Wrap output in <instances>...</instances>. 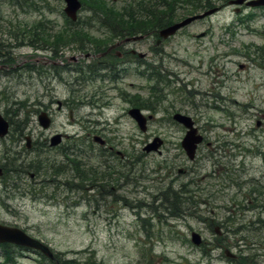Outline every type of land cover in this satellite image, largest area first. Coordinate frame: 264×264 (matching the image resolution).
Here are the masks:
<instances>
[{"label":"rangeland","instance_id":"obj_1","mask_svg":"<svg viewBox=\"0 0 264 264\" xmlns=\"http://www.w3.org/2000/svg\"><path fill=\"white\" fill-rule=\"evenodd\" d=\"M80 1L71 23L63 0H0V114L15 122L0 137V153L4 145L20 149L22 122L24 136L38 145L53 132L77 145L73 169L62 160L59 174H51L57 185L40 190L13 166L10 197L0 183V223L25 230L67 264H264V6L214 0L216 11L160 44L154 33L131 42L145 54L138 66L125 60L82 83L89 60L114 59L91 57L101 51L94 41L115 37ZM106 1L137 8L140 0ZM68 27L82 37L63 38L53 52L49 43ZM72 57L86 65L64 67ZM149 70L163 80L148 79ZM134 94L149 106H142L144 115H153L145 130L127 113ZM58 100L67 106L58 109ZM45 108L52 119L46 129L37 120ZM175 112L191 116L204 137L192 161L180 145L185 128L172 119ZM155 136L161 154L143 150ZM51 150L42 155L56 154ZM193 231L200 245L191 241ZM12 246L9 264L55 263ZM6 247L0 264H8Z\"/></svg>","mask_w":264,"mask_h":264},{"label":"flooded vegetation","instance_id":"obj_2","mask_svg":"<svg viewBox=\"0 0 264 264\" xmlns=\"http://www.w3.org/2000/svg\"><path fill=\"white\" fill-rule=\"evenodd\" d=\"M129 38L130 36L115 37L111 39L104 38L102 40H95L94 44L104 45V43L109 40L113 41V43L106 47L103 45L96 46V49L97 48L99 50L101 49V51L98 52L99 55L95 54V56L91 55V57L94 58V57H103V56L109 57L110 56L111 58V56H114L115 58L119 59L120 62H118V60H115L113 58H111L110 60L109 59H104V60H100V59L93 60L92 59L88 61L87 66H90L96 69H103V70H106L107 72L113 70L114 68L119 67L120 65L124 63L125 60L129 64L133 62L137 66V64L139 63L137 61V58H140L138 56V51H140L138 50L139 46L136 47L135 45H130V43L139 42L141 39L131 40ZM69 60L70 62H66V64H64V67L70 68V69H77V68H80L86 65L85 62H80L76 57L75 58L72 57ZM131 97L132 96H129V99L127 100V102L130 103L129 106L133 107V106L138 105L139 99L137 98V96H134V100L131 99ZM56 103L58 105V109L62 108V106H67L65 100L64 101L58 100L56 101ZM95 104H97V102H95ZM43 111L46 112L49 115V117L51 116L50 109L45 108V110ZM7 122H8L9 131L10 130L13 131L15 122H12V120H9V119H7ZM51 122H52V119L50 117V123L48 127L51 125ZM17 124H21L20 125L21 130L19 128H16V131H17L16 134L19 133L18 131L21 132V136L17 138L16 140V143L20 149H13V148L10 149L9 145H4L3 146L4 151L0 153V171H1L0 172V183L2 184L1 191L5 192L6 197L11 196V194L9 193V187L14 185L13 179H11V175L14 170L13 166H17L19 168V171L21 172L20 180L25 182V178L28 176L32 180L33 184L41 186L40 187V190H41L43 188H46L47 184L53 183L57 185L59 183V181L52 178L51 174H53V176H55V174L57 173L59 174L57 165L61 164L62 160H64V162H66V164L69 165L71 169H73L74 164L76 163V160H74L72 157L74 154L77 153V145L76 143L72 144L71 142H66L68 135H66L65 133H62L63 137L65 138L61 139V141L56 146H51L50 144V141L56 132H53L48 135L43 134L44 139H42L41 143L38 145L29 137V135L24 136L25 132L23 130L24 129L23 125H25L26 123L22 122V123H17ZM23 137H25L26 139V144H23V146H21ZM207 144L209 145V143ZM36 146H39L37 149L38 152L33 153L32 150ZM21 147H24L28 151L24 152L23 148ZM51 149H54L56 154H54L53 156L42 155L43 153L42 151H47V150L52 151ZM10 152H12L11 155H9ZM60 166H62V164ZM40 173H41V177L37 179ZM10 180H12L11 183H10ZM53 199H54L53 197H50V200H53Z\"/></svg>","mask_w":264,"mask_h":264},{"label":"trees","instance_id":"obj_3","mask_svg":"<svg viewBox=\"0 0 264 264\" xmlns=\"http://www.w3.org/2000/svg\"><path fill=\"white\" fill-rule=\"evenodd\" d=\"M82 1L89 5V8H91L92 11L96 12L97 16L95 17H98L99 21L102 22V27H104L107 31L109 30L112 37H124L136 34H156L160 28L174 22L177 19L175 14L177 13L176 11L178 8H183V16L180 17L183 18L185 16L195 14V11L199 6H203L205 10L214 7V0H140L137 4H135L137 8L134 5H131L133 3H129L122 8H116L113 4H110L106 0ZM65 30L67 31L66 33L63 32L57 34L49 43L51 47H53V52L57 51L58 46L65 45L67 39L63 38H69V36L73 38L82 37L73 27H68L63 31ZM105 44L107 43L105 42L104 45ZM94 45L102 46L103 44ZM262 52L264 55V51ZM150 77L155 78L157 82L163 80L158 73L154 74L151 70L148 71V79H150ZM150 88L152 89L151 92L154 93L155 86H151ZM139 103L141 108L142 106L149 107L146 104H142V102ZM80 175L84 178L83 176L85 175V172L80 170ZM97 181H99V177L97 178ZM92 187L93 189L98 187L96 182ZM1 246L6 247L4 245ZM14 253V246H10L9 248L3 250L2 256H4V260H6L8 264L15 262ZM39 255L42 259H45L42 254L39 253ZM67 263L68 262L66 261H59V264Z\"/></svg>","mask_w":264,"mask_h":264},{"label":"water","instance_id":"obj_4","mask_svg":"<svg viewBox=\"0 0 264 264\" xmlns=\"http://www.w3.org/2000/svg\"><path fill=\"white\" fill-rule=\"evenodd\" d=\"M64 2H65V7H64L65 14L72 20H75L77 17V11L81 6L80 1L64 0ZM242 3H245L248 6H262L264 5V0H229L228 1V4L240 5ZM216 10L217 8H212L199 14L190 15L177 22L171 23L159 29L158 31L159 38L156 41L157 44L160 43L162 39H166L174 35L179 29L187 26L192 21L203 18L213 13ZM236 10L238 9L236 8ZM142 37H143L142 35H138V36L130 37L129 39L135 40ZM143 55H144L143 53L139 54V56H143ZM128 114L136 121L137 125L141 130L146 129L147 118L139 108L137 107L130 108L128 110ZM148 118L149 119L152 118V115H148ZM172 119L186 128L185 134L181 140V146L185 151L187 157L192 159L195 155L196 148L198 144L202 141L203 137L201 134L198 133L197 127L194 125V121L189 115L180 112H175L172 115ZM38 121L39 124L42 125L43 127H47L50 123V119L45 112H41L38 114ZM7 133H8V122L0 114V137L6 135ZM98 139H99L98 136H94L95 141H97ZM161 142H162L161 138L156 136L153 138L151 142H148L143 147V150L147 152L151 150L158 151ZM191 241L195 245H199L201 243V237L199 236L198 233L193 231L191 232ZM3 242H10L21 246L31 247L39 250L48 258L52 259L54 257L53 252L50 250V248L45 244H43L42 242H40L39 240L30 237L19 228L9 227L0 224V243ZM225 252L228 256H233V254L229 253L227 250H225Z\"/></svg>","mask_w":264,"mask_h":264},{"label":"bare ground","instance_id":"obj_5","mask_svg":"<svg viewBox=\"0 0 264 264\" xmlns=\"http://www.w3.org/2000/svg\"><path fill=\"white\" fill-rule=\"evenodd\" d=\"M86 80L88 81V80H91V79H90V77H87ZM93 97H95V96H93ZM66 135H68V134H66ZM63 138H65V137H63L62 133H59V132L55 133V135L52 137V139L50 141L51 146H56L61 141V139H63ZM98 138L99 139L97 141H95L96 143H104V142H106V139L103 138L102 136L98 135ZM157 153L161 154V149L160 148L158 149ZM196 153H197V150L195 152L194 157L192 159L188 157V159L191 160V161L194 160L195 157H196Z\"/></svg>","mask_w":264,"mask_h":264}]
</instances>
